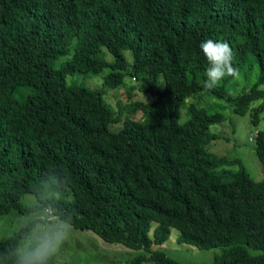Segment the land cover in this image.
Returning <instances> with one entry per match:
<instances>
[{
  "label": "trees",
  "instance_id": "16d2710c",
  "mask_svg": "<svg viewBox=\"0 0 264 264\" xmlns=\"http://www.w3.org/2000/svg\"><path fill=\"white\" fill-rule=\"evenodd\" d=\"M207 39L230 44L237 74L258 66L252 88L231 96L237 74L204 87ZM79 73L103 76L104 89L69 85ZM127 76L141 84L130 92L152 101L128 92L122 117L105 90ZM204 94L260 124L264 0H0V218L45 207L107 243L142 251L126 264H181L156 248L171 228L180 244L221 248L210 264H264V180L240 158L208 148L222 137L210 129L226 121L223 109L191 104L180 121L186 101ZM255 140L264 164V131ZM29 193L39 204H22ZM38 223L0 240V264H17Z\"/></svg>",
  "mask_w": 264,
  "mask_h": 264
},
{
  "label": "rangeland",
  "instance_id": "374dc122",
  "mask_svg": "<svg viewBox=\"0 0 264 264\" xmlns=\"http://www.w3.org/2000/svg\"><path fill=\"white\" fill-rule=\"evenodd\" d=\"M74 51L75 49L71 51V54L59 60L57 65L59 66L68 59H71ZM126 55L129 61H132L130 52H126ZM108 60H112V56L109 54ZM247 69L248 66L245 70L240 71L227 87V92L231 96L238 97L242 95L258 81V66L256 64L253 66L252 70L249 71V77L245 75ZM76 83L90 90L104 89L103 76L91 78L89 75L83 73L70 76L69 85ZM134 87H141L140 82H136L134 78L130 80V76H127L124 84L118 89L105 90V101L112 107L116 114L122 113V117H126L129 114L128 92ZM130 94H132L131 97L134 101H152V98L138 89L130 92ZM191 104L208 108L221 107L223 109L226 121L216 124L210 129L212 133L220 134L222 137L208 144V148L216 157L240 158L253 179L257 182H262L264 180V164L255 152V138L259 130L264 131V110L260 114V124L257 126L252 121L251 112H248L246 115H239L231 111L232 104L218 102L214 100L211 94H204L201 97L190 98L186 101L180 112L181 122H184L188 118V108ZM258 105L259 103H256L253 107H257ZM112 129L113 131H119L121 128L119 124H116ZM231 168L237 170L239 169V165L232 166ZM21 202L25 206L39 204L38 198L31 193L24 195ZM52 217L45 207L23 214L17 211H10L0 218V240L13 235L21 227L34 220H39V223L36 224L34 229L41 225L48 226L51 224L65 232V238L62 240L58 251L50 259L54 262L73 264H126L129 259L142 253V251L128 248L123 243H107L92 231L77 229L63 222L58 217L51 219ZM33 232L34 230L31 235ZM179 234L180 231L178 229L171 228L170 238L156 248L164 251L170 258L181 264H210L222 252V249L219 247L210 250H200L190 245L180 244L177 240ZM29 238L27 239V243Z\"/></svg>",
  "mask_w": 264,
  "mask_h": 264
},
{
  "label": "clouds",
  "instance_id": "9594fccd",
  "mask_svg": "<svg viewBox=\"0 0 264 264\" xmlns=\"http://www.w3.org/2000/svg\"><path fill=\"white\" fill-rule=\"evenodd\" d=\"M200 50L209 64L204 80L206 89H215L226 76L237 74L233 67L235 52L227 41L207 39L201 42ZM64 238L65 232L58 227L41 225L19 250L17 264H49Z\"/></svg>",
  "mask_w": 264,
  "mask_h": 264
},
{
  "label": "built area",
  "instance_id": "2783aa9c",
  "mask_svg": "<svg viewBox=\"0 0 264 264\" xmlns=\"http://www.w3.org/2000/svg\"><path fill=\"white\" fill-rule=\"evenodd\" d=\"M256 136H257V134H256ZM48 212H49L50 215L54 214V212L52 210H48Z\"/></svg>",
  "mask_w": 264,
  "mask_h": 264
}]
</instances>
